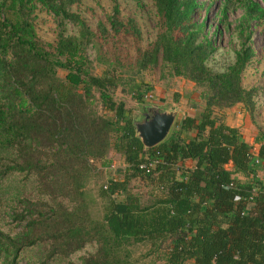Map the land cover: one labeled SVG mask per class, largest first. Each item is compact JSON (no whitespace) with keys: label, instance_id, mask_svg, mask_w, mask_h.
<instances>
[{"label":"trees","instance_id":"trees-1","mask_svg":"<svg viewBox=\"0 0 264 264\" xmlns=\"http://www.w3.org/2000/svg\"><path fill=\"white\" fill-rule=\"evenodd\" d=\"M81 1L0 0V203L11 188L10 198L23 205L14 216L24 222L18 236L0 231V264H14L32 250L39 255L31 264H134L132 249L141 244L165 264H264V178L258 174L264 142L256 164L238 128L214 111L241 103L253 115L256 97L264 94V82L249 88L242 82L255 58L251 31L240 28L244 35L222 69L209 64L229 5L245 7L243 21L264 18V7L252 0H152L157 31L141 48L137 19L123 15L119 3L108 26L97 24L98 37L72 9ZM216 1L221 15L210 35L206 18L194 17ZM38 9L56 23L51 43L37 35ZM129 37L137 42V72L161 66L203 88L200 115L175 119L152 148L144 147L125 102L115 98L120 88L143 102L136 80L119 70L120 42ZM96 39V61L104 67L99 74L87 53ZM110 150L127 167L122 179L99 187L102 214L95 218L84 186L92 162L108 165ZM156 150L161 163L142 172L139 162ZM138 176L150 180L147 197L130 187ZM27 184L38 198L18 189ZM87 245L94 250L79 263L70 261Z\"/></svg>","mask_w":264,"mask_h":264},{"label":"rangeland","instance_id":"rangeland-1","mask_svg":"<svg viewBox=\"0 0 264 264\" xmlns=\"http://www.w3.org/2000/svg\"><path fill=\"white\" fill-rule=\"evenodd\" d=\"M208 3V0H200ZM264 7V0H252ZM119 3L123 15L132 14L136 17L141 29V37L138 40L141 48H146L156 35L157 21L155 8L152 0H82L79 4L73 6V10L78 12L88 23L92 31L99 37L97 24L103 22L108 26V17L112 14L113 4ZM245 14V7L240 6L236 1L229 5L227 18L220 25V32L216 35V45L218 51L209 61V64L215 69H222L233 57V51L238 47L241 36L251 31V42L255 49V58L246 67L243 74V85L247 88L262 85L264 82V18L251 19L243 21L242 16ZM219 3L212 4L208 10L205 8L198 9L195 13V19L200 22L206 18V24L209 25V34L214 31L219 17ZM35 29L37 35L44 42H53L56 37V23L51 14L44 10L36 11ZM240 28H244L242 35ZM73 32V31H72ZM101 39L95 40L94 47L89 46L88 57L95 68L96 73H101L104 67L96 61V47ZM118 49V56L121 60L119 70L123 75L136 80L137 91L143 97V102L137 101L134 95L126 90L121 92L120 88L115 92L117 100H123L126 106V114L134 120H142L147 108L161 106L164 110H176L175 119H180L185 115L199 116L205 106V99L201 96L202 87L196 86L194 82L182 76H174L162 70L161 66L154 67L150 70L137 72L135 62L137 42L132 38L122 39ZM63 75V73H60ZM128 86V85H127ZM125 88H127L125 86ZM128 89V88H127ZM96 111L104 113L100 106L93 104ZM215 115L227 123L236 126L242 135L252 147L259 146L264 142V94L256 97V108L253 115L249 114L243 104L239 103L229 108L214 109ZM143 113V115H142ZM174 119V120H175ZM110 162L103 165L101 161L92 162V172L89 174L88 181L84 186L87 202L91 215L95 218L101 217L102 201L98 198L97 192L100 186L106 185L109 178L122 179V174L127 164L123 158L110 150L108 152ZM258 174L264 178V171L258 169ZM238 177H241L240 175ZM15 182H12V186ZM27 184L25 187L18 185V189L24 191L27 197L38 198L34 188ZM133 192L139 193L142 197L149 196L151 193V184L148 178L136 177L130 182ZM10 193L1 195L4 201L0 203V231L2 234L8 233L11 236H18L24 222L19 221V217L14 216V212H22L23 205L17 200L10 198ZM7 197V200L5 201ZM119 199L121 196L118 197ZM20 225V226H19ZM94 245H87L82 250L74 253L70 261L80 262L81 257L94 250ZM1 250V249H0ZM38 250H32L24 258H20L14 264H31L35 261ZM37 255V258H38ZM2 260V256L0 255ZM131 261L134 264H165L164 260L157 255V252L150 251L149 246L141 244L132 249ZM184 264H195L192 260Z\"/></svg>","mask_w":264,"mask_h":264},{"label":"water","instance_id":"water-1","mask_svg":"<svg viewBox=\"0 0 264 264\" xmlns=\"http://www.w3.org/2000/svg\"><path fill=\"white\" fill-rule=\"evenodd\" d=\"M176 113V110L167 111L156 106L147 108L142 120L133 119L136 134L145 148H152L167 136Z\"/></svg>","mask_w":264,"mask_h":264},{"label":"built area","instance_id":"built-area-1","mask_svg":"<svg viewBox=\"0 0 264 264\" xmlns=\"http://www.w3.org/2000/svg\"><path fill=\"white\" fill-rule=\"evenodd\" d=\"M262 143H260L259 146L252 147V154L255 158L254 161L256 164L260 163V160L258 158V150ZM160 163L161 159L159 157V151L156 150L151 155H145L144 159L139 162L138 168L144 173H149L153 171ZM104 188H106V185H104ZM235 199H238V197H236Z\"/></svg>","mask_w":264,"mask_h":264},{"label":"crops","instance_id":"crops-1","mask_svg":"<svg viewBox=\"0 0 264 264\" xmlns=\"http://www.w3.org/2000/svg\"><path fill=\"white\" fill-rule=\"evenodd\" d=\"M227 124V123H226ZM227 125H229V126H231V127H235V128H237L236 126H234V125H232V124H227ZM185 165L186 166H188V167H192L193 166V161L192 160H186L185 162ZM259 169H261V168H259ZM262 170V169H261ZM259 171V170H258ZM263 171V170H262Z\"/></svg>","mask_w":264,"mask_h":264}]
</instances>
